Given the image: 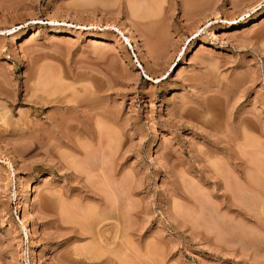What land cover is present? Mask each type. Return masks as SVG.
<instances>
[{
	"label": "rangeland",
	"instance_id": "rangeland-1",
	"mask_svg": "<svg viewBox=\"0 0 264 264\" xmlns=\"http://www.w3.org/2000/svg\"><path fill=\"white\" fill-rule=\"evenodd\" d=\"M1 29L0 264H264V0H0Z\"/></svg>",
	"mask_w": 264,
	"mask_h": 264
},
{
	"label": "bare ground",
	"instance_id": "bare-ground-1",
	"mask_svg": "<svg viewBox=\"0 0 264 264\" xmlns=\"http://www.w3.org/2000/svg\"><path fill=\"white\" fill-rule=\"evenodd\" d=\"M135 1H137V0H135ZM140 2H141V1H140ZM141 3H143V2H141ZM144 3H145V2H144ZM144 3H143V4H144ZM133 4H134V3H133ZM139 5H141V4L139 3ZM139 5H135V4L133 5V6H136L135 8H137V9H135V11H137L136 13H138L139 10L141 9ZM137 6H138V7H137ZM141 6H142V5H141ZM139 8H140V9H139ZM143 8L146 9L145 5H144ZM148 10H149V9L144 10V11H147V12H148V13H145V12H144L145 14L142 13L143 11H142V12L140 11V12L142 13V14H141L142 17H143V16H144V17H145V16H148V17H149V16H151V15H154V14H153L154 11H153V13L150 11V12H151V13H150ZM155 14H156V12H155ZM139 15H140V14H139ZM137 16H138V15H137ZM154 17H155V16H154ZM145 18H147V17H145ZM244 22H245V20L242 21V24H244ZM0 34H3L2 29L0 30ZM131 36H132V35H131ZM169 36H170V35H169ZM132 38H133V41H135L133 36H132ZM165 38H166V37H165ZM169 39H170V38H169ZM164 40L168 41V39H164ZM138 45H139V44H138ZM138 45H137V44H134V46H136L140 51H143L141 48L138 47ZM164 46H167V42H166V44H165ZM137 48H136V49H137ZM164 48H166V47H164ZM147 51H148V50H147ZM142 54H143V53H142ZM146 55H149L148 52L145 53V56H146ZM145 56H144V57H145ZM45 71H46V70H45ZM45 71H44V72H45ZM41 72H42V71H41ZM42 74H43V73H42Z\"/></svg>",
	"mask_w": 264,
	"mask_h": 264
}]
</instances>
